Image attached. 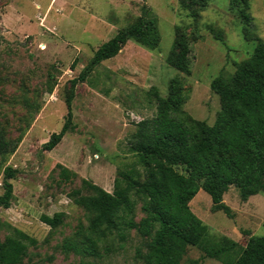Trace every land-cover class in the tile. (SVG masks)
Instances as JSON below:
<instances>
[{
  "label": "rangeland",
  "instance_id": "1",
  "mask_svg": "<svg viewBox=\"0 0 264 264\" xmlns=\"http://www.w3.org/2000/svg\"><path fill=\"white\" fill-rule=\"evenodd\" d=\"M191 1L0 0V123L8 137L15 138L24 127L21 95H37L41 102L15 152L0 162V194L3 167L18 170L10 181V205L0 207V222L37 241L28 248L23 264H77L78 257L62 254L58 245L79 222L86 223L87 215L67 193L78 189L83 179L111 192L116 173L134 163L126 139L136 122L153 115L145 93L155 86L164 95L168 80L178 74L165 63L175 27L184 31L190 42V74H179L185 92L182 109L196 120L213 124L219 104L209 88L210 81L217 75L228 79L235 64L252 52L254 42L242 38V24L229 12L228 0H208L195 23L186 6ZM249 5L252 31L264 40V0H250ZM143 6L156 19L157 48L147 50L128 41L113 58L101 62L74 88L71 129L52 150L43 151L41 145L63 124L69 81L77 77L101 43L140 16ZM212 31L220 33L222 42ZM48 70L56 81L50 94L43 92ZM57 166L73 173L74 178L60 181ZM209 199L198 190L189 208L212 237L224 236L242 247L249 235L264 236L263 194L242 202L237 189L230 186L221 199L232 213L230 218L212 211ZM57 212L64 218L56 229L40 221L41 215ZM140 216L137 206L136 220ZM9 233L6 226L0 228L1 239ZM142 244L134 231L123 241L113 235L110 251L94 264H141L134 253ZM181 264L222 263L188 247Z\"/></svg>",
  "mask_w": 264,
  "mask_h": 264
},
{
  "label": "trees",
  "instance_id": "2",
  "mask_svg": "<svg viewBox=\"0 0 264 264\" xmlns=\"http://www.w3.org/2000/svg\"><path fill=\"white\" fill-rule=\"evenodd\" d=\"M249 1L228 0L229 12L242 24V38L253 41L254 48L235 64L228 79L217 75L210 81L209 88L219 104L213 124L196 120L182 109L185 92L179 74H190V42L189 36L175 27L165 63L178 74L168 80L164 95L155 86L145 93L153 106V115L136 122L126 139L135 161L129 169L116 173L111 192L83 179L78 189L67 193L87 217L85 224L79 222L61 240L58 248L62 254L77 256V264H94V260L110 251L109 239L113 235L123 241L129 231H134L143 240L134 253L141 264H181L188 247L222 264H264V236L249 235L242 247L224 236L212 237L189 208V201L202 190L210 198L212 211H221L230 218L232 213L221 200L230 186L237 189L242 202L256 194L264 195V40L252 31ZM207 2L192 0L186 5L192 22L199 19V12ZM212 33L222 42L219 32ZM128 41L147 50L157 48L160 35L148 7L143 6L133 23L101 43L77 77L69 81L63 124L41 145L43 151L52 150L71 129L75 86L85 82L101 62L113 58ZM55 83L48 70L43 92L50 94ZM36 98L37 95L31 98L25 93L21 95L24 127L15 138L8 137L0 123L1 163L15 152L34 114L41 108ZM57 167L60 181L70 182L74 178L73 173ZM17 173L10 166L2 169L1 208L10 205L13 197L10 181ZM137 206L141 213L138 220ZM63 218L64 214L57 212L41 215L40 221L54 230ZM2 226L10 233L0 238V264H23L28 248L36 246L37 241L0 222Z\"/></svg>",
  "mask_w": 264,
  "mask_h": 264
}]
</instances>
